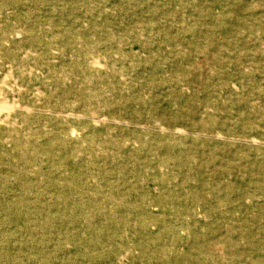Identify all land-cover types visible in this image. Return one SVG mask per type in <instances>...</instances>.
I'll use <instances>...</instances> for the list:
<instances>
[{"label":"rangeland","instance_id":"rangeland-1","mask_svg":"<svg viewBox=\"0 0 264 264\" xmlns=\"http://www.w3.org/2000/svg\"><path fill=\"white\" fill-rule=\"evenodd\" d=\"M0 92V264H264V0H0Z\"/></svg>","mask_w":264,"mask_h":264},{"label":"bare ground","instance_id":"bare-ground-1","mask_svg":"<svg viewBox=\"0 0 264 264\" xmlns=\"http://www.w3.org/2000/svg\"><path fill=\"white\" fill-rule=\"evenodd\" d=\"M97 64H99V63H97ZM97 66H98V65H97ZM10 78H11V77H10ZM5 79H6V78H5ZM5 79H4V80H5ZM4 80H3V81H4ZM4 82H5V81H4ZM185 88H186V87H185ZM234 88H235V87H234ZM11 89H12V88H11ZM44 95H45V94H44ZM0 97H1V92H0ZM13 104H14V103H13ZM16 105H17V104H16ZM18 105H19V104H18ZM18 105H17V106H18ZM9 106H10V104L7 105V103H6L5 101H3V100L0 99V112H1V113H3V112H8V110H9V113H10L11 111H10V107H9ZM13 109H14V108H13ZM17 109H18V108H17ZM14 110H15V109H14ZM26 111H27V110H26ZM60 115H61V114H60ZM71 115H72V114H71ZM79 116H80V115H79ZM8 118H9V117H8ZM1 122H2V121H1ZM72 135H73V134H72Z\"/></svg>","mask_w":264,"mask_h":264}]
</instances>
